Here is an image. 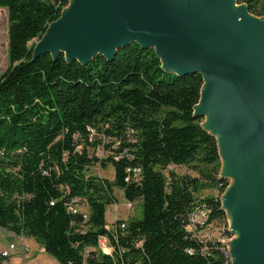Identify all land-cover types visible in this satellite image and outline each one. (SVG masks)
Instances as JSON below:
<instances>
[{
    "label": "trees",
    "instance_id": "obj_1",
    "mask_svg": "<svg viewBox=\"0 0 264 264\" xmlns=\"http://www.w3.org/2000/svg\"><path fill=\"white\" fill-rule=\"evenodd\" d=\"M236 2L264 14L263 1ZM68 3L0 0L9 62L0 74V228L34 238L59 264H229L220 241L196 232L226 226L220 199L196 194L228 185L217 139L194 114L202 74L168 72L154 48L134 41L84 64L63 52L34 58L32 41ZM94 164H110L112 179L89 173ZM182 165L196 175L164 173ZM127 168L139 169L137 182H125ZM117 187L142 213L107 224ZM73 198L88 206L86 219L68 209Z\"/></svg>",
    "mask_w": 264,
    "mask_h": 264
},
{
    "label": "water",
    "instance_id": "obj_2",
    "mask_svg": "<svg viewBox=\"0 0 264 264\" xmlns=\"http://www.w3.org/2000/svg\"><path fill=\"white\" fill-rule=\"evenodd\" d=\"M235 3L73 0L71 13L49 24L33 57L63 52L66 60L84 64L97 55L111 59L134 41L154 48L168 72L202 74L194 114L208 115L202 126L218 131L224 148L237 157L230 172L241 179L234 206L244 213L253 249L264 253V20L248 17Z\"/></svg>",
    "mask_w": 264,
    "mask_h": 264
},
{
    "label": "rangeland",
    "instance_id": "obj_3",
    "mask_svg": "<svg viewBox=\"0 0 264 264\" xmlns=\"http://www.w3.org/2000/svg\"><path fill=\"white\" fill-rule=\"evenodd\" d=\"M72 1L70 0L68 5L65 6L61 12L62 16L66 13H71L72 9ZM264 2V0H260V2ZM243 7L246 11L248 17L257 19V20H264V14L260 16H256L248 11L245 7L244 3H235L234 8L238 9ZM264 12V9H261ZM61 16V17H62ZM51 26V24H50ZM7 28H8V15L7 10L5 8H0V74L7 68L9 62L7 57ZM40 40H33L32 43L34 45L38 44ZM209 116L205 115L202 121L203 125H207L209 123ZM96 131H91V136H96ZM215 136L218 142L219 147V175H225L226 179L228 180V185L226 189L220 193L218 188L214 186L204 187L202 188L197 194V198L202 199L206 196H214L218 197L221 202V207L224 209L226 213V226L221 223H210L203 227L201 230L196 231L200 233L202 236H205L207 240L212 239L215 241H220L221 244L226 249V254L229 258V264H242L246 261L252 260L257 264H264V253L257 252L248 237L244 234V213L239 211L235 205L234 194L240 185L241 179L239 176L230 173L234 166V163L237 157L231 153H229L223 144V140L221 139L218 131H215ZM102 138L103 144H107L110 140L105 137L98 136ZM101 150V148H95V151ZM108 151L105 150L104 152L100 151V156L107 155ZM168 170H172L177 174H190L195 176L196 173L189 169L188 166H170L167 171L165 170L164 173L167 174ZM88 172L94 175H98L101 177H106L112 179L113 177V168L110 164L102 167L100 164H94L88 168ZM114 195L117 198V203L111 204L107 206L106 209V218L108 221L113 220L116 218L117 220H128L129 218H133L135 216L140 217L142 213L141 203L139 201L133 202L132 205H129L128 202L123 195V191L121 188L114 189ZM79 210L86 212L88 211V206L86 204H79L77 207ZM201 212H199V216ZM200 217L195 216L194 219H198ZM115 219V220H116ZM201 218V222H203ZM114 220V221H115ZM116 220V221H117ZM200 220V219H199ZM226 228V229H224ZM229 232L227 234L226 232ZM9 241H13L12 237H3V234L0 232V251L3 245H8ZM254 243V240H252ZM49 255L46 252H41L39 257L35 260V264H48L45 260ZM10 264H30L28 259L17 260V262H9Z\"/></svg>",
    "mask_w": 264,
    "mask_h": 264
},
{
    "label": "crops",
    "instance_id": "obj_4",
    "mask_svg": "<svg viewBox=\"0 0 264 264\" xmlns=\"http://www.w3.org/2000/svg\"><path fill=\"white\" fill-rule=\"evenodd\" d=\"M116 218H113V220L108 221L106 218L105 213V220L107 224H111L114 222ZM117 220V219H116ZM0 232L3 234V237H12L13 241H9L8 244L13 243L15 245L14 249L12 250V255L8 259V262H17V260H23L28 259L30 264H35V260L39 257L41 252H45L42 246L35 241L34 238L23 236V235H14L13 233L0 228ZM8 246V245H7ZM6 245H3L2 249L7 248ZM48 262V264H59L55 258L52 256L43 257ZM10 264V263H9ZM25 264V263H24Z\"/></svg>",
    "mask_w": 264,
    "mask_h": 264
},
{
    "label": "built area",
    "instance_id": "obj_5",
    "mask_svg": "<svg viewBox=\"0 0 264 264\" xmlns=\"http://www.w3.org/2000/svg\"><path fill=\"white\" fill-rule=\"evenodd\" d=\"M126 177H125V182H130V181H134L137 182L139 180V169L133 168H127L126 170ZM129 205H132L133 202H128ZM79 204H77V199L73 198L71 199L70 203H69V207L68 209L72 212V213H77L80 212L82 213L84 219L87 218V213L83 212L81 210H79L78 207ZM121 227H124V224H121ZM98 247L100 248V250L104 253H111L112 251V247L110 246V244L108 243V239L104 236H101L98 238ZM15 245L13 243L8 244L7 248L3 249L0 251V264H9L8 259L11 257L12 255V250L14 249Z\"/></svg>",
    "mask_w": 264,
    "mask_h": 264
},
{
    "label": "bare ground",
    "instance_id": "obj_6",
    "mask_svg": "<svg viewBox=\"0 0 264 264\" xmlns=\"http://www.w3.org/2000/svg\"><path fill=\"white\" fill-rule=\"evenodd\" d=\"M65 52V51H64Z\"/></svg>",
    "mask_w": 264,
    "mask_h": 264
}]
</instances>
